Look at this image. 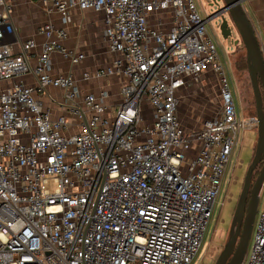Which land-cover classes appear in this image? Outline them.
<instances>
[{"label": "built area", "instance_id": "1", "mask_svg": "<svg viewBox=\"0 0 264 264\" xmlns=\"http://www.w3.org/2000/svg\"><path fill=\"white\" fill-rule=\"evenodd\" d=\"M14 1L0 0V264H189L236 135L258 125L239 112L193 0H39L64 21L71 9L102 12L114 58L82 78L118 74L114 108L105 90L83 92L72 72L50 74L53 52L72 65L84 58L60 43L64 27L39 28L34 65L33 39L14 51L5 39ZM206 72L220 109L187 129L178 93ZM28 73L35 86L16 79ZM49 86L62 90L67 114L53 116L37 97ZM241 264H264V203Z\"/></svg>", "mask_w": 264, "mask_h": 264}, {"label": "rangeland", "instance_id": "2", "mask_svg": "<svg viewBox=\"0 0 264 264\" xmlns=\"http://www.w3.org/2000/svg\"><path fill=\"white\" fill-rule=\"evenodd\" d=\"M211 0H193L199 15L204 19L218 7L210 5ZM222 5L221 3H219ZM252 24L261 33L264 24L260 17V10L264 9V0L255 4L246 0L242 4ZM264 13V11H262ZM231 27L230 37L224 39L219 32L220 17L206 21L207 33L215 43L219 57L222 61L231 93L237 101L239 112L243 117H251L256 113L254 96L248 75L246 52L240 37L232 22L225 14ZM219 86L215 76L201 74L196 78H189L187 86L178 93L177 115L182 125L195 129L207 119L213 118L220 109ZM257 142V128L240 131L235 138L229 159L226 163L225 174L219 192L211 208V217L207 223L201 245L196 256L189 264H213L217 255L228 238L230 217L235 209V199L241 190L243 177L247 166L253 158ZM256 172L253 174V178ZM264 203V183L258 193V206L255 215L252 233L248 242L249 252L258 211Z\"/></svg>", "mask_w": 264, "mask_h": 264}, {"label": "crops", "instance_id": "3", "mask_svg": "<svg viewBox=\"0 0 264 264\" xmlns=\"http://www.w3.org/2000/svg\"><path fill=\"white\" fill-rule=\"evenodd\" d=\"M252 1L255 4L262 2V0ZM262 11L260 10V17L264 24V13ZM7 22V36L5 39L12 42L14 51H19L21 43L26 39L34 40L35 47L29 54L31 65L36 63L41 43L45 40L44 35L39 32V28L47 22L54 27H64L66 36L60 40V43L67 49L81 52L84 58L80 63L72 65L59 52H53L50 55V74L72 72L77 85L83 92L97 94L103 89L108 94L105 101L112 108L115 107L119 101V86L121 82L118 74H112L104 78L92 77L88 80L82 78L84 71L92 72L96 68L110 66L114 58V53L109 50L104 38L102 12L93 9H71L67 20L64 21L60 13L56 10L48 11L39 0H15L11 4ZM262 36H264V29ZM203 74L204 76L212 75L209 72ZM16 79L29 86H35L36 84L32 73L23 74ZM46 93L51 98L42 94H38L37 97L44 106L50 109L53 116L68 113L59 107L62 100V90L60 88L49 86L46 88ZM70 118L75 119L74 116H70ZM184 127L187 128L186 126Z\"/></svg>", "mask_w": 264, "mask_h": 264}, {"label": "water", "instance_id": "4", "mask_svg": "<svg viewBox=\"0 0 264 264\" xmlns=\"http://www.w3.org/2000/svg\"><path fill=\"white\" fill-rule=\"evenodd\" d=\"M246 0H211L210 5L218 8L208 14L204 20L220 17L219 32L226 39L231 35V27L225 14L239 34L245 52L249 80L254 96L257 125L256 149L246 168L242 188L237 198L229 227L228 238L213 264H241L247 251L258 206V193L264 183V56L255 35L252 23L242 8ZM221 3L222 5H220ZM260 170L251 183L253 170L258 163ZM248 198V199H247Z\"/></svg>", "mask_w": 264, "mask_h": 264}, {"label": "flooded vegetation", "instance_id": "5", "mask_svg": "<svg viewBox=\"0 0 264 264\" xmlns=\"http://www.w3.org/2000/svg\"><path fill=\"white\" fill-rule=\"evenodd\" d=\"M218 18V17H217ZM263 163V162H262ZM262 163H258L257 164V166H256V168L253 170V173H252V176H253V174L256 172V174H255V176H254V179H255V177L257 176V174H258V172H259V170H260V167H261V165H262ZM253 177H251V183H253V181H254V179H252ZM241 188H242V185H241ZM240 193V192H239ZM239 195V194H238ZM238 195L236 196V198L235 199H237L238 198ZM248 199V198H247ZM236 202H237V200H235V205H236ZM231 218H232V216L230 217V219L229 220H231Z\"/></svg>", "mask_w": 264, "mask_h": 264}, {"label": "trees", "instance_id": "6", "mask_svg": "<svg viewBox=\"0 0 264 264\" xmlns=\"http://www.w3.org/2000/svg\"><path fill=\"white\" fill-rule=\"evenodd\" d=\"M262 111H263V114H264V101H263ZM254 115H256V113Z\"/></svg>", "mask_w": 264, "mask_h": 264}]
</instances>
